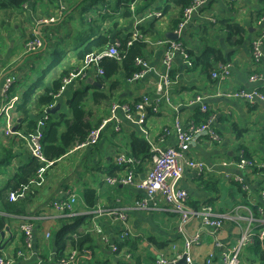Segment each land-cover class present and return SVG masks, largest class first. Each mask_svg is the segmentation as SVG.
<instances>
[{
    "label": "crops",
    "instance_id": "0c3cea01",
    "mask_svg": "<svg viewBox=\"0 0 264 264\" xmlns=\"http://www.w3.org/2000/svg\"><path fill=\"white\" fill-rule=\"evenodd\" d=\"M78 2L79 0H73L72 4ZM55 3L57 1L51 3L49 0L38 2L34 0L29 4L30 11L36 10L37 15L48 16L50 20L54 19V23L40 25L39 21L42 18L37 16L35 24L34 17H29L28 12L24 10L11 16L9 20L5 13L0 18V36L4 35V40L0 41L3 42L0 47V88L6 76L17 78L18 83L13 88L14 93L18 94L20 99L17 108L22 101L21 95L33 85H23L17 72L22 71L23 56L25 53L28 54L25 45L35 32L46 42L47 46L50 44L54 46L69 34L74 38L72 42L75 47L70 48L65 57L62 56L55 62L56 66L51 71L54 73V80L59 79L65 71L72 72L82 67V60L77 58V48L81 43L86 44L88 38L95 40L110 32L112 38L127 39L140 30L149 40L146 43L145 60L150 64L151 71L144 80L129 84L126 81L128 78L126 73L121 71L117 76L107 79L101 86L98 85V79L102 77L98 76L97 71L92 68L85 72L84 78L77 80L75 89L72 85L67 87L62 96L61 108L53 115L56 118L61 113H68V101L74 92L77 89L84 90L88 85H95L107 94L109 98L105 102H120L132 107L144 95L152 98L158 97L157 84L166 70L164 65L166 46L157 44V40L170 41L166 37L167 34L176 33L181 23L180 21L177 24L181 18L179 9L172 8L165 14L159 12L162 13L160 18L152 16L156 11L148 9L136 14L138 10L135 8L132 15L128 17L122 15L126 13L123 8L117 10L107 7L95 8L84 15L80 14L79 9H70L65 18L56 19L51 17V13L56 9H54ZM263 10L264 0H208L192 15L182 31L181 38L175 40L180 41L181 39L186 48H184V54L179 52L174 59L170 102L161 104L159 113L156 115L153 111L147 110L145 122L142 125L137 123L139 115L134 117V122L122 119L120 132L116 131L113 122L109 123L96 146L78 150L74 148L48 169L42 185L31 186L35 190V196L34 200L30 199L32 203L28 202L25 206L24 209L27 212L25 216L29 215L34 220L32 250L44 255L45 264H58L55 260V240L52 239L50 242L45 240L46 233L61 229L68 219L83 218L87 213L97 210L123 209L128 214L132 236L129 240L121 242L118 238V228L108 215L89 217L87 230L100 226L112 242L117 243L118 246L122 244L121 251L113 253L101 243L97 234H90L94 241L92 249L85 247L83 251L90 253L91 261L95 257L96 260H109L110 264H155L160 258L171 261L183 254L185 239L178 232L180 217L164 207L151 211L135 210L134 206L145 196L144 192L130 185H111L107 178L125 177L126 170L115 164V157L120 152L132 155L133 137L144 138L151 148L175 146L174 137L166 140L162 138L163 128L172 127L176 118L182 120L184 125L195 123L196 114L201 117H203L201 114H208L210 118H213L212 128L218 133L220 141L217 143L203 141L193 148L191 156L204 161L208 166V171L204 177H197L196 173L188 170L181 186L188 192L189 203L192 207L201 208L209 204L214 207L218 215L225 216L227 219L216 237L217 240L203 233L202 242L190 251L193 262L195 264H224L225 252L237 246L248 226L257 232L259 224L264 221V199H260V192L264 189V170L261 168V164L264 165V103L252 104L228 95L238 90L264 88V57L259 64H256L252 58L251 48L252 42L260 32L256 22L258 24ZM159 23L161 24L160 31H158ZM235 25L243 30L237 37L232 36L229 30L230 26ZM52 26L58 30H49L48 28ZM15 37H17V42L12 43ZM8 46L9 49L5 50ZM18 46L25 49L24 54L19 56L16 55ZM210 49L220 51L226 62L232 65L229 78L215 81L210 75L214 69L205 74L193 64L196 57ZM73 50H76L77 54L73 55ZM187 51L192 54L190 55ZM254 75L260 77L257 82L251 80ZM47 76L46 73L44 75L45 84L38 89L31 104L30 117L36 121L42 118L46 109L41 110L37 106V100L46 93V87H51L53 83L47 80V82L50 81L47 84ZM198 95L204 98L203 104L208 108L206 112H202L200 105L192 104ZM104 103L95 108L97 113L101 114L102 119L109 116V109L106 112L101 109ZM13 116L17 134L6 136L4 133L5 120L2 118L0 123V160L9 154L11 159L6 169L0 171V192L17 171L33 159L27 144L30 136L28 122H21L17 109ZM232 132L237 135L230 136ZM224 133L226 138H224ZM242 152L253 165L243 170L232 168L228 173L232 176L244 177L249 184V191L242 190L244 193L233 179L225 176L227 171L222 166V162L227 160L238 161ZM150 167L151 162L144 161L142 167L137 169V178L145 179ZM67 189L78 192L79 199L74 206V213L63 215L49 206L61 191ZM87 189L96 191L97 198L92 203L87 201ZM19 206H22L21 202ZM11 214L4 210L0 200V217L4 219V228L0 233L5 234L4 239L0 234V245L4 246L0 247V251L2 254L17 256V252L25 250V239L19 231V226L25 216L19 213ZM252 215L254 216L253 222L250 219ZM199 227L198 221H193L189 226L190 233L194 234ZM68 247L67 253L78 250L77 247ZM254 247L262 252L261 263L252 261L254 257L252 248ZM262 258H264V250L257 242L244 250L241 255V264H262L264 263ZM209 259H211L210 263H208ZM123 260L127 262L121 263L120 261ZM31 261L32 259H19L16 264H34L30 263ZM88 261H90L89 258L82 259L81 264ZM181 262L182 260L176 264H181Z\"/></svg>",
    "mask_w": 264,
    "mask_h": 264
},
{
    "label": "built area",
    "instance_id": "2783aa9c",
    "mask_svg": "<svg viewBox=\"0 0 264 264\" xmlns=\"http://www.w3.org/2000/svg\"><path fill=\"white\" fill-rule=\"evenodd\" d=\"M136 0L132 4V9ZM208 0H195L194 3L184 10L181 23L176 31V34L181 38L182 31L192 15L198 11V9L206 4ZM29 9V5H25V10ZM64 11V8H62ZM63 12H59L60 19ZM57 15V16H58ZM155 17L160 18L161 13H156ZM260 18V19H259ZM258 24L260 28L258 37L252 42V58L256 64H259L264 57V12L259 17ZM35 24L37 22L36 16L34 17ZM54 23V19L40 20L39 24ZM34 33V32H33ZM135 41H143L148 43L149 40L142 34L140 30H137L130 36L128 46L133 45ZM157 44L166 46L164 52V65L165 72L160 77L157 84V98H152L148 95H144L141 99L132 107L125 103L113 102L109 108V116L103 120L101 125L89 133L87 139L76 146V150L91 146H96L101 140L102 133L111 122L115 124L117 132L122 129L123 120L134 122V117L139 115V121L137 123L142 125L145 122L146 111H153L154 115L159 113V107L164 102H170V88L172 85L171 72L173 70L174 59L177 53L184 54L185 49L180 41H168L159 40ZM47 47L46 42L37 35L35 32L33 37L29 38L26 42V52L28 54L38 53L45 50ZM121 42L115 39L107 49H100L91 54L86 55L84 61H82V67L78 70H73L68 75L62 77V86L57 94H54L55 102L45 109L42 118L38 121L36 130L30 133L27 140L31 155L39 162L44 164L37 172L36 179H34L31 185H42L45 181V176L55 162L47 161L44 155L43 147V134L49 120V114L47 110L53 108L58 100L65 93L68 86L76 85L77 80L85 77L88 70L94 68L97 71V75L104 76V71L101 68V62L104 58H114L118 61H123L124 55L120 52ZM137 65L140 70L134 73L130 78H127L129 84L138 83L144 80L150 73V64L144 59L137 60ZM232 65L229 63H220L215 70H213L211 77L215 81H221L231 76ZM260 79L258 75L252 77L253 82H257ZM18 83L15 76H6L2 87L0 88V117L5 118L4 133L6 136H12L17 134L14 132L15 117L14 111L19 104L18 94L13 93L14 86ZM75 89V87H74ZM78 90V89H77ZM231 98L246 101L252 104L255 102L264 103V88L255 90H238L228 95ZM204 98L200 95L196 96L192 102L194 105H200L202 112H206L208 108L203 104ZM123 119V120H122ZM213 118H210L201 124L188 123L184 125L182 120L176 118L172 127H165L162 130V138L174 137L176 140L175 146L161 148L159 146L151 148L150 157L143 159L151 162L150 170L147 173L145 179L137 178V169L142 167L143 160L135 158L131 154L120 152L115 157V164L119 167H123L126 170L125 177L107 178L111 185H130L135 187L139 191L144 192V197L137 201L134 206L135 210H158L164 207L166 210L171 211L173 214H177L180 217V224L178 232L185 239V252L180 256L172 259L171 261L160 258L155 264H176L185 258L186 264H195L191 258L190 251L194 246L199 245L202 242L203 233H207L216 239L217 235L224 226V221L227 219L225 216L218 215L215 212L213 206L206 204L201 208H194L189 203V194L181 186L182 180L188 170L196 173L197 177H204L208 171V166L204 161L191 156L193 148L203 141L208 143H217L220 141L218 133L212 128ZM253 163L245 158V154L242 152L239 156V160H227L222 162L223 168L227 171L225 176L233 179L238 186L244 192L249 191V184L245 181L244 177L232 176L228 171L232 168L243 170L247 166H251ZM261 168L264 170V165L261 164ZM29 187H25L19 192H11L9 195L10 202H16L20 198H24L28 192ZM260 199H264V189L260 192ZM77 203V195L70 189L61 191L56 200L52 201L50 207L56 212L67 215L74 213V206ZM263 212V210H261ZM108 215L113 224L118 228V238L121 242L129 240L132 236V232L129 226L128 214L123 209H116L111 211L97 210L87 213L86 216H103ZM25 216V215H24ZM251 222L254 221V216H251ZM198 221L200 227L194 234L190 233L189 226L193 221ZM34 220L31 216H25L19 226V231L25 239V250L17 252V256L2 254L0 256V264H16L19 259L31 260L36 259V264H44L39 252H33V240H34ZM86 232L92 234L95 233L99 237L101 243L110 249L113 253H119L120 249L117 243L112 242L108 234L100 227L94 226ZM51 237V232H47L45 240ZM217 240V239H216ZM260 243V248L264 250V221L258 226L257 232H254L250 226L243 233L237 246L225 252L223 259L224 264H241V253L244 248ZM219 245V244H217ZM27 246L30 251H27ZM89 258L90 253L83 251L80 253L78 250H73L67 253L63 258L58 261V264H81L82 259ZM211 259L208 260V263Z\"/></svg>",
    "mask_w": 264,
    "mask_h": 264
},
{
    "label": "trees",
    "instance_id": "16d2710c",
    "mask_svg": "<svg viewBox=\"0 0 264 264\" xmlns=\"http://www.w3.org/2000/svg\"><path fill=\"white\" fill-rule=\"evenodd\" d=\"M33 1L34 0H0V12L5 13L7 19L12 18L15 14L23 10L26 11L25 5H29L30 2L33 3ZM49 1L51 3H54V0ZM101 1L104 4L103 7H114V9L116 10L123 8L126 13H123L122 15L128 17V15H132L131 6L136 0H116V3L111 2L110 0ZM194 1L195 0H166L163 7L156 9L155 13L162 12L165 14L170 9L177 8L181 13V18L179 21H177L178 24L182 20L184 10L190 7L194 3ZM80 6L81 4L77 8H80ZM93 9L94 8H92L91 10ZM91 10L83 9L80 11V13L81 15H84ZM229 30L231 32V35L236 37L239 36L240 32L243 31L242 28L238 25L230 26ZM115 39H118L121 42L120 52L122 55H124V59L120 62L114 58H104L100 65L102 70L104 71V76L98 79V85L102 86L107 79L117 76L121 71H124L127 77L130 78L134 73L140 70V67L137 65V60L145 59V42L135 41L133 45L128 46L130 37H128L127 39L115 37L112 38L110 36V32L106 33L105 35L99 36L95 40L88 38L86 40V44L81 43V45L77 48V58L84 61L86 55L109 46ZM180 41L182 40L180 39ZM182 46L186 48V45L183 41ZM187 52L190 55L192 54L190 53V51ZM56 54L60 56V53H58L57 51L55 52V55ZM220 63L227 62L221 55L220 51L214 49L208 50L207 52L203 53L201 56L196 57V59L193 60V64L197 68L201 69V71L205 74H207L209 71L211 72L213 69L215 70ZM69 73L70 72L67 71L63 72L62 76L59 79L53 81L51 87H46V93L40 96L37 100V106L41 110H44L56 101L53 95L59 92L62 86V77L68 75ZM44 84L45 82L40 79L21 95L22 101L17 108V113L19 115L18 118L21 119V122H28V133L34 132L38 124V121L30 117L31 104L33 102L34 96L36 95V92ZM90 89L93 91L90 92ZM108 98V95L100 91L99 87L95 85H88L84 90H76L74 92L73 97L68 101L69 113H61L57 118L53 115L49 116V120L43 134L44 155L47 161L56 163L60 159L64 158L72 150H74V148H76L78 144L84 142L87 139L91 130L101 125L104 119H96L97 110L95 108L107 101ZM201 115L203 117L198 114L195 115L194 121L196 124H201L209 119L208 114ZM150 154L151 146L149 142L144 138L133 137L132 155L139 160H143L149 158ZM43 165L44 164L39 162L36 158H33L28 165L20 168V170H18L17 173L8 181L7 186L0 192L1 205L6 212L12 214L19 213L21 215H27V212L24 208L28 204V202L32 203V200L30 199L32 198L34 200L35 196V190L33 189V187L31 188V183L34 179H36L37 172ZM25 187H29V189L24 198H20L16 202L9 201V195L11 192H19ZM239 189L241 190V192H243L240 186ZM86 198L89 203L94 202V200H96L97 198L95 189H87ZM19 202H21L22 206H19ZM196 208H198V206H196ZM89 217L90 216L68 219V222L64 227L53 233L51 232L52 238H50L48 242H50L52 239L53 241L55 240L56 262H58L67 254V251L69 250L68 246H71L73 248L77 247L79 251H83L85 247H90L89 249H92V246L94 244L93 238L91 237L90 233L86 232ZM3 228L4 219L0 217V231ZM81 228L83 229L82 231ZM256 247L259 248V246ZM121 248L122 244L119 245L120 251ZM39 254L45 264L46 262L44 260V255L41 252H39ZM0 256H2L1 251ZM262 260L264 261V258H262ZM36 262L37 260L34 258L30 263L35 264ZM120 262L124 263L127 261L123 260ZM85 264H110V261L96 260L94 257V260L91 261L90 258V261Z\"/></svg>",
    "mask_w": 264,
    "mask_h": 264
},
{
    "label": "rangeland",
    "instance_id": "374dc122",
    "mask_svg": "<svg viewBox=\"0 0 264 264\" xmlns=\"http://www.w3.org/2000/svg\"><path fill=\"white\" fill-rule=\"evenodd\" d=\"M37 2L39 0H36ZM54 5V11L51 13V17L52 18H59V12H63V14L61 15L60 19H63L66 17V13L68 11L73 10V9H79V11L81 10H91L92 8H102L103 7V3L101 0H79L78 3H74L72 4V1L73 0H54V2H56ZM111 2H114L116 3V0H110ZM144 0H138L133 9L131 7V11L134 12L135 8L136 10V14H138L139 12H142L144 11L145 9H148L150 11H155L156 9L160 8V7H163L164 5V2L163 0H149L148 2H143ZM144 3V4H143ZM81 4L80 8H77L79 5ZM77 5V6H76ZM72 7V8H70ZM62 8H64V11H62ZM114 9V7H112ZM26 11L28 12V15L29 17H35L36 16V19L38 18L37 16V11H30L29 9H26ZM43 13V12H42ZM3 12H0V18L3 17ZM44 14V13H43ZM81 14V13H80ZM155 12L152 14V16H155ZM58 15V16H57ZM40 18H42L41 20H48V16L46 17L45 15L44 16H39ZM49 30H55L57 31L58 28L56 27H49L48 28ZM91 29V28H90ZM161 29V24L159 23V28H158V31H160ZM7 32V31H6ZM84 38V37H82ZM81 38V39H82ZM4 40V35H1L0 36V41H3ZM73 37L71 34H69L67 37H65L62 41H59L57 42V44H54L53 45H48L46 47L45 50H42L38 53H34V54H26L23 56V66H22V71L20 72H17L19 73V77L21 78V82L23 85L25 86H30L32 84H34V82H37L39 81L40 79L45 81L44 80V75L47 73V78H46V82L47 80H50L51 82H53V69L54 67L56 66L55 62L58 58H60V56H66L67 53H69L68 51H70V48H73L75 47V45H73ZM17 37H15L11 42L15 43L17 42ZM159 41V40H157ZM3 42H0V47L2 46ZM6 49H9V46L8 47H5V50ZM25 49H26V45H25ZM25 49L22 48L21 46H18L16 48V55H20V54H24L25 52ZM4 50V49H3ZM58 52L60 53V56L59 55H55V52ZM72 54L75 55L77 54L76 50H73L72 51ZM45 69V70H43ZM50 70V71H49ZM42 71V73H41ZM53 79V80H52ZM48 81L47 84L50 82ZM127 81V80H126ZM128 83V82H127ZM65 94V93H64ZM64 94L62 96H64ZM69 97H70V94L68 93ZM73 96V95H72ZM72 96L70 98H72ZM62 100H63V97H62ZM112 102H105L104 103V106L101 107L102 111H107V109H109V106H111ZM68 113H69V110H68ZM2 118L3 120H5L4 117H0V123L2 122ZM101 118V114L98 112L97 113V117L96 119L99 120ZM238 133H240V131H238ZM233 135H237L236 133L232 132L230 133V136H233ZM229 137V136H227ZM224 138H226V134L224 133ZM10 154L6 157H4L2 160H0V171H3L6 169L7 165L11 163V159L9 158ZM73 191V190H72ZM76 195H77V202H78V199H79V196H78V192H75L73 191ZM50 207V206H49ZM51 208V207H50ZM50 239V238H49ZM47 239V240H49ZM27 251H30L29 247L27 246ZM246 248L243 249L242 253L244 252ZM241 253V255H242ZM252 253L254 255V257H252V261H254L255 263H261L260 262V258H261V254L262 252L261 251H258L256 249V247L252 248ZM251 260V258H250ZM264 264V263H262Z\"/></svg>",
    "mask_w": 264,
    "mask_h": 264
},
{
    "label": "water",
    "instance_id": "95a60500",
    "mask_svg": "<svg viewBox=\"0 0 264 264\" xmlns=\"http://www.w3.org/2000/svg\"><path fill=\"white\" fill-rule=\"evenodd\" d=\"M166 37L168 39H170V40H173V41L179 39V36L176 33H173V32L168 33ZM61 102H62V97L58 100L57 104L53 108L47 110V114H49V115L56 114L60 110V108H61ZM14 132H17V127L14 128ZM4 236H5V234L4 233H1V238L2 239H4ZM0 247L3 248L4 246L2 247V245H0ZM185 258L186 257H184V259L182 260L181 264H184Z\"/></svg>",
    "mask_w": 264,
    "mask_h": 264
},
{
    "label": "bare ground",
    "instance_id": "6f19581e",
    "mask_svg": "<svg viewBox=\"0 0 264 264\" xmlns=\"http://www.w3.org/2000/svg\"><path fill=\"white\" fill-rule=\"evenodd\" d=\"M50 71V70H49ZM211 237V236H210Z\"/></svg>",
    "mask_w": 264,
    "mask_h": 264
},
{
    "label": "clouds",
    "instance_id": "9594fccd",
    "mask_svg": "<svg viewBox=\"0 0 264 264\" xmlns=\"http://www.w3.org/2000/svg\"><path fill=\"white\" fill-rule=\"evenodd\" d=\"M17 109V108H16Z\"/></svg>",
    "mask_w": 264,
    "mask_h": 264
}]
</instances>
